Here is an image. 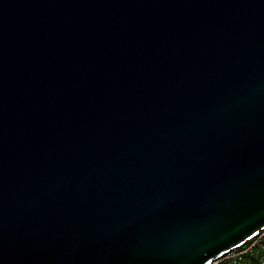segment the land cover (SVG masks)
I'll list each match as a JSON object with an SVG mask.
<instances>
[{
    "label": "water",
    "instance_id": "95a60500",
    "mask_svg": "<svg viewBox=\"0 0 264 264\" xmlns=\"http://www.w3.org/2000/svg\"><path fill=\"white\" fill-rule=\"evenodd\" d=\"M264 231V0H0V264H212Z\"/></svg>",
    "mask_w": 264,
    "mask_h": 264
},
{
    "label": "trees",
    "instance_id": "16d2710c",
    "mask_svg": "<svg viewBox=\"0 0 264 264\" xmlns=\"http://www.w3.org/2000/svg\"><path fill=\"white\" fill-rule=\"evenodd\" d=\"M212 264H264V231Z\"/></svg>",
    "mask_w": 264,
    "mask_h": 264
}]
</instances>
